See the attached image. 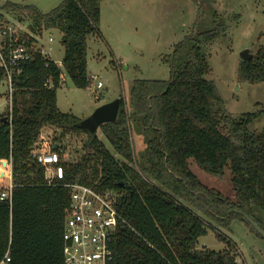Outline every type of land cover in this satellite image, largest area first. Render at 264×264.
<instances>
[{
    "label": "trees",
    "instance_id": "16d2710c",
    "mask_svg": "<svg viewBox=\"0 0 264 264\" xmlns=\"http://www.w3.org/2000/svg\"><path fill=\"white\" fill-rule=\"evenodd\" d=\"M2 8L29 19L36 32L60 30L68 78L79 88L90 86L88 38L100 33L102 0H63L49 12L13 1ZM226 33L216 13L211 29L194 30L177 45L169 80L137 78L129 98L120 97L116 120L100 129L123 160L106 147L98 132L82 127L80 117L59 108L61 69L54 59L37 53L24 66L12 119L0 113V181L8 173V159L14 183L12 204L0 202V264L7 254L10 264H66L68 184L74 182L119 193L123 220L114 243L115 264H239L230 247L221 251L197 247L199 238L208 233L200 213L228 228L240 217L262 236L244 214L231 212L237 209L264 229L255 214L256 208L264 210V127L251 129L264 116V108L235 117L216 83L205 77L211 66L204 47ZM3 78L0 67V88ZM49 79L53 88L46 86ZM239 79L264 82V46L251 60L242 59ZM133 124L144 136L153 134L145 138L143 162L138 163L143 173L133 165ZM47 125L88 134L86 155L66 165V178L58 184L48 183L45 168L32 153ZM189 159L216 175L229 168L236 200L204 184Z\"/></svg>",
    "mask_w": 264,
    "mask_h": 264
},
{
    "label": "rangeland",
    "instance_id": "374dc122",
    "mask_svg": "<svg viewBox=\"0 0 264 264\" xmlns=\"http://www.w3.org/2000/svg\"><path fill=\"white\" fill-rule=\"evenodd\" d=\"M7 1L28 3L42 12H49L63 0H0V13L6 14L27 26L30 20L6 12L2 6ZM216 13L227 27L212 46L204 47L211 69L206 79L214 81L227 108L235 117L264 108V82L250 83L239 79L242 52L250 49L253 55L264 46V0H102L100 33L88 38V63L91 84L79 88L67 79L58 89V106L63 112L74 113L82 120L89 117L98 107L118 97L129 98L135 79H165L172 76L174 51L180 42L195 30L196 33L211 29ZM54 37L47 41L46 49L56 62L62 63L65 48L62 32L50 29ZM48 40V36L46 37ZM103 87L97 89L98 82ZM6 86L0 88V113L8 112ZM264 127V116L256 120L252 130ZM44 132L56 135L57 142L66 143L71 162L83 160L87 150L85 132L63 131L57 126L47 125ZM107 148L115 153L106 135L98 131ZM133 124V143L136 161L133 165L143 173L139 162H143L146 149L145 138ZM116 154V153H115ZM118 158L123 160L118 154ZM190 168L209 187L219 189L225 196L236 200L232 172L226 168L223 175L210 173L189 159ZM11 174V165L7 167ZM146 178V176H145ZM148 179V178H147ZM152 178H149V180ZM257 218L264 223V210L256 208ZM208 233L199 238L198 249L207 247L221 251L225 248L237 253L239 264H264V237L251 230L240 217H235L231 227L219 225L206 218ZM222 234L231 241L221 239Z\"/></svg>",
    "mask_w": 264,
    "mask_h": 264
},
{
    "label": "built area",
    "instance_id": "2783aa9c",
    "mask_svg": "<svg viewBox=\"0 0 264 264\" xmlns=\"http://www.w3.org/2000/svg\"><path fill=\"white\" fill-rule=\"evenodd\" d=\"M47 31L36 32L21 20L6 14L0 15V67L4 70L1 85L6 86L5 94L9 102L7 113L10 119L13 116L15 93L19 90L17 81L23 74L24 66L33 61L37 53L50 57L46 43L55 39ZM55 63L61 69L60 88L67 81L68 75L63 60L62 63ZM91 77L96 78V75ZM46 86L53 88V79H49ZM102 87L103 83L99 81L97 89ZM43 129L34 143L32 153L45 168L48 183L58 184L66 178V165L74 162L70 160L68 145L57 142L56 135L44 132ZM8 165H11L10 161ZM68 186L71 188V204L66 213L64 232L66 264H115L114 243L123 220L119 210V193L114 189L99 190L93 185L79 182ZM13 188L12 172L7 173L0 181V202L12 204ZM10 263L11 257L7 254L1 264Z\"/></svg>",
    "mask_w": 264,
    "mask_h": 264
},
{
    "label": "water",
    "instance_id": "95a60500",
    "mask_svg": "<svg viewBox=\"0 0 264 264\" xmlns=\"http://www.w3.org/2000/svg\"><path fill=\"white\" fill-rule=\"evenodd\" d=\"M253 58V54L250 51V49H245L242 52V59L244 60H251ZM121 105V98L118 97L117 99L105 103L98 107L89 117L86 119H83L81 121L82 127L90 130L92 133H97L104 123L107 122H113L116 120L118 116V112ZM4 120H8V116L4 117ZM57 145H55L56 147ZM123 184V183H122ZM240 212L241 214H244L248 220L254 225V227L257 229V231L264 237V229L260 226L258 222H256L252 217L247 215L241 210L232 209L231 212Z\"/></svg>",
    "mask_w": 264,
    "mask_h": 264
},
{
    "label": "crops",
    "instance_id": "0c3cea01",
    "mask_svg": "<svg viewBox=\"0 0 264 264\" xmlns=\"http://www.w3.org/2000/svg\"><path fill=\"white\" fill-rule=\"evenodd\" d=\"M7 160V162H9V160L8 159H6Z\"/></svg>",
    "mask_w": 264,
    "mask_h": 264
}]
</instances>
